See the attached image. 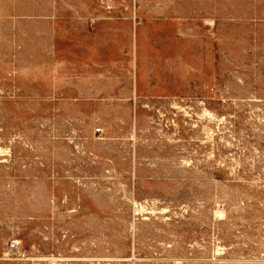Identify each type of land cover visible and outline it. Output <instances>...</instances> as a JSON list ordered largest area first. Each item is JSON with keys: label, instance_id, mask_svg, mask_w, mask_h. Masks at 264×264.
Returning <instances> with one entry per match:
<instances>
[{"label": "rangeland", "instance_id": "obj_1", "mask_svg": "<svg viewBox=\"0 0 264 264\" xmlns=\"http://www.w3.org/2000/svg\"><path fill=\"white\" fill-rule=\"evenodd\" d=\"M0 264H264V0H0Z\"/></svg>", "mask_w": 264, "mask_h": 264}, {"label": "bare ground", "instance_id": "obj_2", "mask_svg": "<svg viewBox=\"0 0 264 264\" xmlns=\"http://www.w3.org/2000/svg\"><path fill=\"white\" fill-rule=\"evenodd\" d=\"M139 23V22H138Z\"/></svg>", "mask_w": 264, "mask_h": 264}]
</instances>
